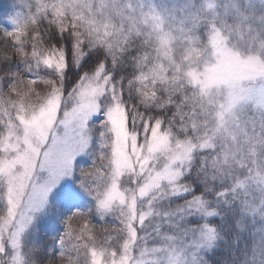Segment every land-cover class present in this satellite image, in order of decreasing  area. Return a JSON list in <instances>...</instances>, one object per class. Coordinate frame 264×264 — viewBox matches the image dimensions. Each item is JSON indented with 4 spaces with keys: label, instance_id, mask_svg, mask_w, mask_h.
I'll use <instances>...</instances> for the list:
<instances>
[{
    "label": "snow or ice",
    "instance_id": "6c2138e0",
    "mask_svg": "<svg viewBox=\"0 0 264 264\" xmlns=\"http://www.w3.org/2000/svg\"><path fill=\"white\" fill-rule=\"evenodd\" d=\"M0 264H264V0L0 4Z\"/></svg>",
    "mask_w": 264,
    "mask_h": 264
},
{
    "label": "rangeland",
    "instance_id": "374dc122",
    "mask_svg": "<svg viewBox=\"0 0 264 264\" xmlns=\"http://www.w3.org/2000/svg\"><path fill=\"white\" fill-rule=\"evenodd\" d=\"M4 1H5L6 3L8 2V0H0V2H4Z\"/></svg>",
    "mask_w": 264,
    "mask_h": 264
}]
</instances>
